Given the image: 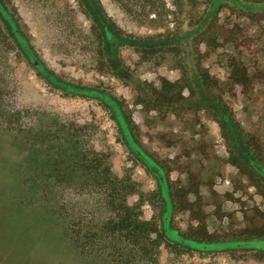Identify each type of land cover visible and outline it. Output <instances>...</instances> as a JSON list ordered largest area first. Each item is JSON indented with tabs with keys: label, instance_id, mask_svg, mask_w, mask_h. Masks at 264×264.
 Masks as SVG:
<instances>
[{
	"label": "rangeland",
	"instance_id": "374dc122",
	"mask_svg": "<svg viewBox=\"0 0 264 264\" xmlns=\"http://www.w3.org/2000/svg\"><path fill=\"white\" fill-rule=\"evenodd\" d=\"M0 264H264V0H0Z\"/></svg>",
	"mask_w": 264,
	"mask_h": 264
},
{
	"label": "trees",
	"instance_id": "16d2710c",
	"mask_svg": "<svg viewBox=\"0 0 264 264\" xmlns=\"http://www.w3.org/2000/svg\"><path fill=\"white\" fill-rule=\"evenodd\" d=\"M232 1V0H231ZM234 1H237V0H234ZM262 171H263V168H260ZM238 241V240H237ZM262 242V241H261ZM208 244V245H211V247L213 248V249H217V250H219V249H230L231 248V246L232 247H238V245L237 244H234V243H232V242H221V241H215V242H209V243H206V242H199V244ZM232 243V244H231ZM235 243H237V242H235Z\"/></svg>",
	"mask_w": 264,
	"mask_h": 264
}]
</instances>
